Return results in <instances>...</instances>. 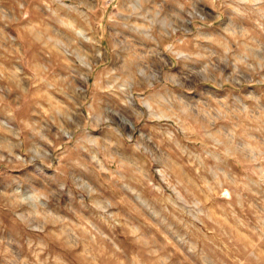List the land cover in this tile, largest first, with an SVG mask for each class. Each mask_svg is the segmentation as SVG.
Instances as JSON below:
<instances>
[{
  "label": "rangeland",
  "instance_id": "obj_1",
  "mask_svg": "<svg viewBox=\"0 0 264 264\" xmlns=\"http://www.w3.org/2000/svg\"><path fill=\"white\" fill-rule=\"evenodd\" d=\"M0 264H264V0H0Z\"/></svg>",
  "mask_w": 264,
  "mask_h": 264
}]
</instances>
